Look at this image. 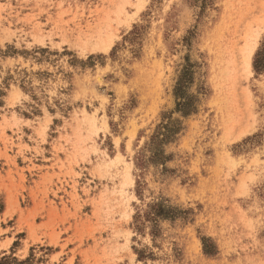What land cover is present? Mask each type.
Segmentation results:
<instances>
[{
    "label": "rangeland",
    "instance_id": "obj_1",
    "mask_svg": "<svg viewBox=\"0 0 264 264\" xmlns=\"http://www.w3.org/2000/svg\"><path fill=\"white\" fill-rule=\"evenodd\" d=\"M263 39L264 0H0V264H264Z\"/></svg>",
    "mask_w": 264,
    "mask_h": 264
},
{
    "label": "trees",
    "instance_id": "obj_2",
    "mask_svg": "<svg viewBox=\"0 0 264 264\" xmlns=\"http://www.w3.org/2000/svg\"><path fill=\"white\" fill-rule=\"evenodd\" d=\"M253 69L257 75L264 74V39L261 43L260 48L258 49L257 53L255 54L254 61H253ZM189 70H185L183 75L181 76L179 83L176 88V98H177V111L181 114L187 116L193 110V99L188 96L187 88L189 86ZM181 126L178 120L169 119L167 123L164 122L157 128L154 136L151 138L150 147L147 145L146 149L149 150L152 155L153 159L162 158L163 154H161V149L159 148L160 144L167 143L179 132L181 131ZM139 166L144 167L147 164L145 159V154L139 158ZM144 169V168H141ZM138 195L141 194V190L137 192ZM181 213L176 207H172L167 205L164 201L155 202L147 206V209L142 212H137L134 216L135 220V230L138 233L143 234L145 229L150 226L152 237H157L159 233V223L161 221H171L175 220L176 216ZM206 240H204L205 245V253L206 254H213L207 249ZM153 257V254H149L146 256L143 253H139V260L144 261L146 258Z\"/></svg>",
    "mask_w": 264,
    "mask_h": 264
},
{
    "label": "bare ground",
    "instance_id": "obj_3",
    "mask_svg": "<svg viewBox=\"0 0 264 264\" xmlns=\"http://www.w3.org/2000/svg\"><path fill=\"white\" fill-rule=\"evenodd\" d=\"M252 34V33H251ZM256 37V36H255ZM257 37L259 38V35H257ZM257 37H256V39L254 40V43L249 47V48H247L248 49V56H247V58H246V64H247V66H248V69H249V71L252 73V57H253V55H254V53H255V50L257 49V45H258V41H257ZM253 40V39H252ZM248 44V43H247ZM242 49V48H241ZM244 49H245V47H244ZM243 52H245V51H243ZM236 56V55H235ZM244 58V57H243ZM241 63V62H240ZM239 64V63H238ZM247 69V70H248ZM233 70V69H232ZM237 70V69H236ZM239 71V70H238ZM244 74V73H243ZM237 77H238V75H237ZM246 77V76H245ZM239 78V77H238ZM235 79V78H234ZM236 80V79H235ZM236 82V81H235ZM233 83V82H232ZM246 90V89H245ZM246 114V113H245ZM241 117H243V116H241ZM245 117V116H244ZM245 120V119H244ZM239 121V120H238ZM236 123V122H235ZM240 128H242V127H240ZM240 134V133H239Z\"/></svg>",
    "mask_w": 264,
    "mask_h": 264
}]
</instances>
